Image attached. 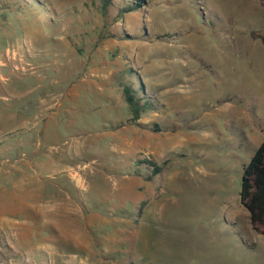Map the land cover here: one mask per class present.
Masks as SVG:
<instances>
[{
  "label": "rangeland",
  "instance_id": "374dc122",
  "mask_svg": "<svg viewBox=\"0 0 264 264\" xmlns=\"http://www.w3.org/2000/svg\"><path fill=\"white\" fill-rule=\"evenodd\" d=\"M36 1L0 0V198L80 233L34 234L46 264H264L239 201L264 137V0ZM129 67L152 97L136 120ZM1 244L0 264H38Z\"/></svg>",
  "mask_w": 264,
  "mask_h": 264
},
{
  "label": "trees",
  "instance_id": "16d2710c",
  "mask_svg": "<svg viewBox=\"0 0 264 264\" xmlns=\"http://www.w3.org/2000/svg\"><path fill=\"white\" fill-rule=\"evenodd\" d=\"M111 0H104L102 9L110 3ZM34 2L38 3L36 0ZM127 7H120L119 14L122 16L127 12H136L140 16L142 9L147 7L146 0H128ZM40 6V5H39ZM6 14H14L9 9ZM17 13H22L20 7H16ZM6 15H2L4 18ZM13 28H17L18 24L23 29L24 21L22 23L19 19L12 20ZM12 27V26H11ZM8 29V28H7ZM11 29H8L10 32ZM17 30V29H16ZM0 32V46H2ZM142 38V37H140ZM123 76L119 80V86L122 90L123 97L128 104L133 119L141 117L142 113L151 111V95L145 89L139 74L135 72L132 67L122 71ZM123 78L127 82H123ZM239 201L241 206L247 211L252 230L264 238V137L258 148L255 150L248 164L243 167L241 187L239 192Z\"/></svg>",
  "mask_w": 264,
  "mask_h": 264
},
{
  "label": "crops",
  "instance_id": "0c3cea01",
  "mask_svg": "<svg viewBox=\"0 0 264 264\" xmlns=\"http://www.w3.org/2000/svg\"><path fill=\"white\" fill-rule=\"evenodd\" d=\"M4 7H5L4 5L0 4V12L4 11ZM6 190L10 193L8 189L0 188V191H2L3 193H5ZM8 192L4 195H1L0 198V244L2 243L3 239L6 241H9L11 239V241L15 243L17 247L20 245L30 246L31 247L30 250L34 249V251L31 250L32 254L30 253V255L33 258L35 259L37 258V260H39L37 261L38 264H46L44 258H49V255L53 256L54 251L52 249L55 248V246H53L48 240L44 241L43 239H39L38 242L39 244L37 245H35V243L33 242H30L34 239L33 238L34 234L38 235V232L43 228H46V230L49 233H53L55 236H58L57 234H59L60 235L59 237H68L72 235L71 239L67 238L68 239L67 242H71L70 245H73L74 247H78L80 245L81 240H80L79 232L76 231L77 233L76 236H74V233L72 232L73 230L68 232L67 235L66 233L63 234L65 231L64 227L66 225L58 226L52 224V222H48L47 224H45V226H39L40 224L38 223H41L42 220L41 218H43L46 213L34 209L33 207L32 209L30 208L31 209L30 216L33 217L31 222H29V220L25 218V215H22L21 221L13 220V217L20 216V210H21L20 208L23 204L21 202V199H19V197L18 199L15 198L14 193H12V196L10 197V194ZM17 201H18V205L16 203ZM10 204L11 207H9ZM55 216L59 218L60 216L63 217L64 214L62 211H60ZM38 217H40V221H38L37 219ZM30 250H26L28 251V254ZM5 251L6 249L0 248V263H6L5 261L11 262L12 260L11 257L8 256L9 255L8 252L5 253ZM33 262L34 264H36L34 259ZM18 264H22L21 259L20 260L18 259Z\"/></svg>",
  "mask_w": 264,
  "mask_h": 264
},
{
  "label": "bare ground",
  "instance_id": "6f19581e",
  "mask_svg": "<svg viewBox=\"0 0 264 264\" xmlns=\"http://www.w3.org/2000/svg\"><path fill=\"white\" fill-rule=\"evenodd\" d=\"M75 176H77V178H78L79 175H75ZM72 179H73V178H72ZM79 180H80V179H79ZM79 184H80V183H79Z\"/></svg>",
  "mask_w": 264,
  "mask_h": 264
}]
</instances>
